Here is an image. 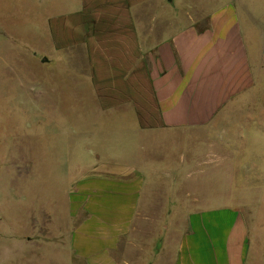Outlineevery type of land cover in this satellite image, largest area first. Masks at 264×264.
<instances>
[{"label":"crops","instance_id":"0c3cea01","mask_svg":"<svg viewBox=\"0 0 264 264\" xmlns=\"http://www.w3.org/2000/svg\"><path fill=\"white\" fill-rule=\"evenodd\" d=\"M47 1H37L44 20L31 28L57 53L84 48L93 109L120 113L130 127L120 139L135 142L137 134L166 131L162 142L181 140L188 150L173 167L174 145L163 167L158 152L145 154L142 147L120 157L89 151L95 161L69 179L66 192L70 251L87 264H130L117 262L114 253L135 221L162 215L156 207L164 205L170 179L160 184L157 177L173 173L172 187L184 193L166 212L164 250L155 264H246L249 230L239 201L209 204L196 191L202 175L223 172L217 167L228 142L203 128L221 125L224 109L264 103V0ZM69 5L72 10L65 9ZM185 199L192 204L185 206ZM175 217L183 224L176 226Z\"/></svg>","mask_w":264,"mask_h":264},{"label":"rangeland","instance_id":"374dc122","mask_svg":"<svg viewBox=\"0 0 264 264\" xmlns=\"http://www.w3.org/2000/svg\"><path fill=\"white\" fill-rule=\"evenodd\" d=\"M37 1L0 0V264H87L69 249L73 223L67 217L66 192L69 179L95 161L89 151L120 157L142 147L145 154L158 152V166L163 167L174 145L177 150L168 165L173 167L180 153L188 150L181 140L170 145L162 142L166 131L136 137L132 131L128 137H135V142H123L120 135L130 127L123 124L120 113L101 114L93 109L96 98L88 93L84 48L57 53L47 36L40 37L31 28L44 20ZM180 6L176 5V11ZM175 21H184L183 15L176 12ZM239 105L220 111L223 123L218 127L203 128L211 136L224 135L228 142L223 143L226 149L217 167L223 172L202 175L203 187L196 193L209 204L239 201L249 230L246 264H264V103ZM147 177L145 195L152 175ZM171 177L173 173L157 177L160 184L170 179L166 201L156 207L162 215L151 217L154 221L148 217L134 222L131 235L114 253L117 262L155 264L160 260L165 219H170L166 212L181 204L179 196L184 193L172 187ZM175 177L177 182L179 175ZM188 201L182 203L189 206ZM175 218L176 226L183 224L182 217Z\"/></svg>","mask_w":264,"mask_h":264}]
</instances>
